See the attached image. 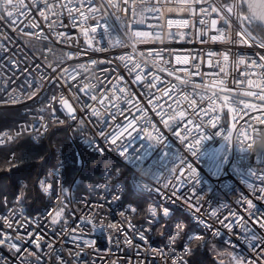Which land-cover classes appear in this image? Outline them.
<instances>
[{
	"label": "built area",
	"instance_id": "built-area-1",
	"mask_svg": "<svg viewBox=\"0 0 264 264\" xmlns=\"http://www.w3.org/2000/svg\"><path fill=\"white\" fill-rule=\"evenodd\" d=\"M49 2L68 3V0ZM105 2L94 0L93 6ZM235 2L218 0L216 6L219 8L220 4ZM24 3L28 5L25 9L28 15H21L15 26L0 21V44L4 46L0 49V109L19 111L14 123L0 131L12 135L13 139L0 146L11 145L24 135L37 143L47 136L52 126L65 125L68 139L76 150L80 170L67 183L66 163H73V160L64 157L59 165L43 174L38 180V188L45 203L35 213L29 212L24 199L25 181H19L12 197L3 196L0 239L11 238L9 242L16 243L21 251L10 249L8 243L0 244L2 264H21L22 259L27 264H173L174 261L176 264H194L190 253L192 241L197 236L201 237L198 239L201 250L209 243L227 247L224 257H215L227 264H234L231 255L243 256L254 264H264V258L257 255V249H250L243 242L245 233L230 215L235 212L248 221L250 227L264 234V229L257 223V220L264 219V200L259 199L264 193L253 190L264 187V181L258 178L264 176V163H258V159L251 160L254 133L258 126L264 125V111L259 107L256 110L244 107V103L261 104L255 97L244 95L246 91L259 90L249 89L247 80L251 78L256 83L261 70L245 65L234 66V55L229 56L226 78L214 66L216 60L222 63L219 54L225 51L240 53L261 62L259 58L264 55V48H260L258 42L264 39L256 35V21L245 26L257 43L249 40L247 44H240L235 42L239 40L236 35L239 24L234 16L231 17V29L226 31L227 39L210 40L212 35L218 34L212 29L206 36L203 35L199 20L204 17L199 8L206 7L204 0L193 5L197 10L195 15L182 10L183 0H135V16L131 11L116 12L107 8L104 10L107 19L98 12L95 16L89 14L83 21L77 13H73L77 17L73 21L68 10L59 7L53 9L58 15L46 13V20L39 15L37 8L32 7V0H24ZM78 3L79 0H72V6H78ZM37 7L43 9L42 4ZM87 7L85 0L83 10ZM238 11L242 15H250L245 6ZM114 12L116 15H112ZM221 14L227 15L226 12ZM117 15L123 18V22L117 20ZM212 18L217 19V27L222 25L215 13ZM169 20H188L189 26L177 28L173 24L169 27ZM33 22L39 27H27ZM85 28L89 30L91 48L85 41ZM92 28L96 31L92 32ZM137 32L147 35L135 37L133 34ZM25 33L47 35L48 40H39ZM57 33L65 35L58 37ZM169 33H182L183 39L179 35L170 37ZM117 40L123 46L117 44ZM209 52L217 54L211 58L213 64L209 63ZM121 56H130L133 63H139L147 79L142 83H132L135 73L129 76L119 60ZM186 59L188 63L183 62ZM169 72L173 74L169 75ZM246 72L255 75L248 77L244 75ZM153 75L160 80L154 82L156 87L149 89L146 85ZM73 76L75 79L71 78ZM177 76L190 83H181ZM26 80L30 83H25ZM219 80L224 81L223 86L229 91L221 92L220 87L213 84V81ZM113 84L118 87L127 85L129 98L144 109L147 118L164 137L163 143L156 146L144 140L143 136L134 138L126 153L129 160L101 135V128L107 134L116 124H124L130 109L129 104L120 101L124 115L113 116L115 109L111 105L107 108L100 105L101 94L107 93L111 98ZM85 85L91 87L82 91ZM193 85L200 87L194 88ZM165 88L169 91L168 96L162 95ZM213 92L217 93L218 108L209 115L219 117L215 127L209 125L208 117L201 116L199 112L209 106L208 99L201 100L200 97H210ZM92 95L97 96V100H92ZM223 95L229 96L226 106L220 98ZM181 96H188L197 102L195 116L187 101L177 109L176 100ZM158 97V104L163 106L165 113H170L171 109L185 112L183 119L177 118L175 131H169L161 122L159 107L153 109L149 104L150 98L156 100ZM234 97H239L241 103H233ZM61 99L71 106V115L75 119L70 118ZM93 108L101 115L94 116ZM131 111L136 116L141 115L134 108ZM189 119L193 125L200 124L201 120L204 123L200 132L193 131L182 142L175 133L184 136L185 127H191L187 123ZM18 132L19 136L16 135ZM229 132L231 138L225 140ZM201 135L206 139L193 156L187 145L193 137L198 139ZM122 139L127 143L132 138L125 135ZM84 152L108 158L112 163L103 166L93 182L84 183L78 189L80 171L85 165ZM177 154L196 169L197 181L187 179V168L182 167L179 161L175 162ZM9 159H16L14 152ZM174 162L178 168L177 175L184 173L182 182L169 171ZM140 171L150 172L151 180L145 183L139 175ZM153 175L157 178L153 179ZM242 198L252 200L255 208L248 210ZM61 207H64L61 221L52 224L49 214H54ZM150 208L156 209L155 215L149 211ZM165 208L168 209L167 216L164 215ZM225 217L229 219L225 221ZM187 220L193 230L185 235ZM221 221L231 222V230ZM110 224L116 225V228H109ZM178 224H182L183 229L177 236ZM217 231L220 236L213 235ZM141 234L144 240L140 239ZM16 236L27 242L16 240ZM173 236H176L175 243L170 244ZM73 237L77 239L74 241ZM189 237H192L191 241ZM125 238L131 244L125 243ZM37 239L39 247L36 246ZM84 241L95 243L89 246ZM260 252L264 254V248ZM177 257L180 259L177 260Z\"/></svg>",
	"mask_w": 264,
	"mask_h": 264
},
{
	"label": "snow or ice",
	"instance_id": "snow-or-ice-1",
	"mask_svg": "<svg viewBox=\"0 0 264 264\" xmlns=\"http://www.w3.org/2000/svg\"><path fill=\"white\" fill-rule=\"evenodd\" d=\"M87 2V9H84V3L85 0H79L78 6H72V0H68V3H50L49 0H32V7L37 8L39 11V15L41 17H44L46 20L48 19V16L46 13H49L51 15H58L56 12L53 11V9L59 7L60 9H67L68 14L70 18L73 19V21L76 20V16L73 15V13H77L79 18L83 21L88 18V15L91 14L92 16H95L96 13H101L102 17L104 19H107V14L104 12L105 9L111 8L115 9L116 12H125V11H131L132 15H136V6H135V0H131V6L128 7L129 5V0H121V2H117V0H106L105 3H101L99 6L94 7V0H86ZM201 3V0H183L184 8L182 9L183 11H187L191 13L192 15L196 14V8L193 7L194 4H199ZM204 3L206 4V7H200L199 12L202 14L204 18L199 20V24L203 26L201 28V32L203 35H207L208 30L212 29L215 30L218 34L217 35H212L209 39L212 41H217V40H225L227 39L226 37V31L231 29V17H235V20L239 24V29L236 32L237 37H239L238 41H235L236 43L240 44H247L249 40L253 41L254 43H257L256 38L252 36L251 32L248 30V28L245 26L250 25L253 21L258 22V26H264V15L257 16L256 13L253 11V4L249 3L248 0H236L235 3L232 4H220V7L218 8L216 4L218 3V0H204ZM38 4L43 5V9H40L37 7ZM245 4H247V7L249 9L250 15H242L239 13V9H241ZM28 8V5L24 3V0H0V21H4L10 25L15 26L17 22L19 21V17L21 15L27 16L28 13L25 11V9ZM234 9L236 11H234ZM158 11V9H157ZM116 12L112 13V15H116ZM222 12H226L227 15H222ZM215 13L219 20H221L223 23L220 27H217V19L212 18V14ZM117 20H120L123 22V18L121 16H116ZM138 23H142L143 21H137ZM54 23V22H53ZM175 24L177 28L179 27H187L189 26V21L188 20H179V21H168V26L172 27V25ZM75 26V24H73ZM29 28H38L39 25L36 23H29L27 25ZM127 28V26L125 25ZM92 32H95L96 29L92 28ZM89 30L88 29H83V34L85 36V41L88 44V46L91 48L92 47V40L89 38L88 35ZM26 35L29 36H35L39 40H48L47 35H43L40 33H25ZM65 34L64 33H57L58 37H63ZM135 37H141V36H146L147 34H143L140 32L134 33L133 34ZM176 35H179L181 39H183L182 33H169L170 37H175ZM7 39H11L10 37H6ZM229 42H232L229 40ZM117 44H120L123 46L122 42L117 40ZM258 46L260 48H264V40H261L258 42ZM3 45L0 44V49H3ZM51 51V49H49ZM159 55V54H157ZM217 54L215 52H209V63L213 64L212 57L216 56ZM220 57L222 58V63L221 60H216L214 63L215 67L219 68L220 73H223L225 78L227 77V67H228V62H229V56L234 55L236 57V60L233 62L234 66L238 67L239 65H245L247 68H254V69H260V73L257 75V82L254 83L251 78L247 80V84L249 86V89H259L258 91H246L244 95L246 96H251L255 97L257 100L261 102L260 105L256 104H249V103H244V107L247 109H252L256 110L258 107L264 111V55L260 56V61L258 62L256 60H252L250 57L246 58L245 56L240 55V53H231L230 51H225L223 53L219 54ZM179 60V57H177ZM119 60L124 64V67L128 70L129 76H132L133 73H135V77L132 80V83H142L147 77L144 74V69L141 67L139 63H133L132 58L130 56H121L119 57ZM184 63H188L187 59L183 61ZM93 64L97 63L96 61H92ZM131 65V66H130ZM78 67L80 68H85L84 65H79ZM198 67V65H197ZM86 70V69H85ZM163 70V69H161ZM186 71V70H185ZM65 72H67V69H65ZM172 72H169V75H172ZM245 76H252L255 75L253 72H246L244 73ZM72 79H75V77H71ZM122 79V78H121ZM177 80H180V77H176ZM160 78L158 76L153 75L151 80L148 82L146 87L149 89L156 87L155 81H159ZM181 83L187 84L190 83V81L187 80H180ZM25 83H30L27 80ZM214 85H217L220 87L221 92H227L229 91L228 89L224 88V81L219 80L213 81ZM91 86L85 85L82 91L90 89ZM172 88H175V85L171 86ZM194 88H199L200 85H193ZM206 87V86H205ZM130 93L128 92L127 85L124 87H118L117 84L112 85V94L111 98L108 97L107 93L101 94L99 103L102 107L107 108L108 105H111L115 109V112L113 113V116L116 115H124V111L120 108L119 102L123 101L124 103H127L130 105V109L128 111V115L125 116V123L124 124H116L107 134L104 133L103 128H101V135L104 137L106 142H110L112 145L115 146L116 150L119 152V154L124 157L126 160H129V156L126 155L128 152L129 146L131 144V141L134 138H141L143 136V139L150 142L151 145L156 146L158 144L163 143L164 137L162 133L159 131V129L156 127L155 124H152L151 120L147 118V114L145 113L144 109L136 102H134V99L129 98ZM151 92L148 93V96L151 97ZM162 95L163 96H168L169 91L167 88L162 90ZM216 96L217 93L213 92L212 96L210 97H204L201 96L200 99H208L209 101V106L207 109H200V115L201 116H207L208 120L207 123L211 125L212 127L216 126V123L219 120L218 116H210L209 113L215 112L218 108V105L216 104ZM226 106L229 103V96L228 95H223L220 97ZM92 100H97V96L92 95L91 96ZM107 100V105L105 104V101ZM159 97L156 98V100L149 99L148 102L153 106V109H156L159 107L160 112L158 113L161 117V122L164 124L166 128L169 129V131H175L174 125H177V118L183 119L185 116L184 111H178L177 109L180 107V104L184 101H187L188 107H191L194 109L193 115H196V101L193 99H190L188 96H181L176 100V105L177 109H171L170 113H165L163 111V106L158 104ZM233 103H241L239 97H234L232 100ZM61 103L64 104L67 109L68 113L71 119H75V116L71 115L72 114V108L70 105H68L66 100L61 99ZM134 108L137 112L141 113L140 116H136L132 113L131 109ZM231 110V109H230ZM92 114L94 116H100L101 113L93 108L92 109ZM167 116L168 118L165 119L164 117ZM259 119V117H258ZM188 125H191V127H185L184 129V136H180L179 132H176L175 134L181 138L182 142L185 141L188 136L192 134L193 131L200 132L202 129V125L204 123L203 120H201L200 124L193 125V121L189 119L187 121ZM151 129V130H149ZM26 130V129H22ZM133 133H135V136H133ZM220 134V133H217ZM17 136L20 135V133H16ZM127 135L128 137H131L132 139L128 140L127 143L123 142V137ZM231 138V132H229L228 136H225V140H230ZM13 139V136L7 133H0V144L6 143V141H11ZM206 139L204 135H201L200 138H195L193 137L192 142L188 143L187 147L188 150L191 152L193 156L196 155L199 146L201 142ZM262 145H264V140H262ZM251 147V145H249ZM243 150V149H241ZM179 161V164L182 167L187 168V173L186 177L189 181H197V172L196 169L192 167L190 163H187L184 158L180 155L177 154L175 158V162ZM12 159H9L8 163H12ZM175 162L173 163V167L170 168V173L174 174L176 176V179L178 181L182 182V177L184 176V173L180 172L178 175V168L175 166ZM255 175V173H253ZM157 176L153 175V179H156ZM262 181H264V176L258 177ZM43 184V182H42ZM168 185H165L167 187ZM249 187H253L251 184L248 185ZM145 188L148 187V185H144ZM254 191H259L261 193H264V187H261L259 189H253ZM44 191L47 192L48 188L45 187ZM23 195V193H21ZM243 202L247 205L248 210H252L255 208V205L253 204L252 200L242 198ZM259 199L264 200V195L260 196ZM237 203H240V201H237ZM222 207H227V205H222ZM150 212L155 215L156 209L155 208H150ZM64 212V207H61L58 211H55L54 214H49L51 216V222L52 224H57L61 221L62 215ZM123 215V213H121ZM164 215H168V209H164ZM212 215L215 216L216 212L213 211ZM230 215L234 217L235 223L239 228L241 229L242 232L245 233L243 237V242L247 244V246L250 249H257V255L261 256V258H264V254L260 252L261 248H264V234L259 233L255 228L250 227L248 221L244 220L243 217L238 216L235 212H231ZM251 215V212H250ZM229 218L225 217V221H227ZM90 222V221H89ZM221 223L224 224L226 228L231 230L232 228V223H224V221H221ZM257 223L260 225V228L264 229V219H259L257 220ZM11 227V224L8 225ZM95 225H93V228L95 229ZM109 228H116V225H108ZM177 236L179 235L180 231L183 229L182 224H178L177 226ZM82 231V230H81ZM214 236H220V232L217 231L213 233ZM11 238L5 237L4 239H0V244H5L8 243V247L10 249H14L16 252H20L21 249L16 243H10ZM16 240H20L22 243L27 242L24 240V238L20 236L15 237ZM77 238L73 237V240L75 241ZM140 239L144 240L145 237L143 234L140 235ZM192 237H189V240L191 241ZM196 239H201V237L197 236ZM176 236H173L169 243L173 244L175 243ZM95 241H84V244L86 245H93ZM125 243L131 244L130 240H127L125 238ZM205 243H207L205 241ZM36 246L39 247V239L36 240ZM187 251V249H186ZM180 258L177 257V260ZM231 260L234 262V264H254L253 261L247 260L243 256L239 255H231ZM3 258H0V264H2ZM21 264H27V261L22 259ZM114 264V262H113ZM173 264H176V261L173 262Z\"/></svg>",
	"mask_w": 264,
	"mask_h": 264
},
{
	"label": "trees",
	"instance_id": "trees-1",
	"mask_svg": "<svg viewBox=\"0 0 264 264\" xmlns=\"http://www.w3.org/2000/svg\"><path fill=\"white\" fill-rule=\"evenodd\" d=\"M256 31L261 33L264 39V29L256 25ZM19 115L18 109H0V131L5 126H11ZM11 152L15 153L16 159L8 163ZM85 165L80 171L78 189L84 183L93 182L101 168L111 160L88 152L83 153ZM64 157H70L73 163H66V181L70 183L79 172L80 166L77 161V153L70 143L65 125L52 126L47 136L40 142H33L26 135L17 138L11 145L0 146V210L3 196L12 197L15 194L19 181H25L24 199L30 213L37 212L45 203L44 197L38 188L39 178L49 169L59 165ZM193 230V226L187 220L184 225L185 235ZM221 244L209 243L201 250L199 240L192 241L190 260L194 264H216L214 258L216 249ZM220 257V256H217Z\"/></svg>",
	"mask_w": 264,
	"mask_h": 264
},
{
	"label": "water",
	"instance_id": "water-1",
	"mask_svg": "<svg viewBox=\"0 0 264 264\" xmlns=\"http://www.w3.org/2000/svg\"><path fill=\"white\" fill-rule=\"evenodd\" d=\"M249 3L253 4V11L257 16L264 15V0H248ZM249 11L247 4L244 5ZM250 13V12H249ZM257 25L258 22L256 21ZM264 29V26H261ZM262 140H264V125L258 126L254 133V145L253 152L251 155V160L255 161L258 159V163H264V145H262ZM216 264H227L224 260L214 258Z\"/></svg>",
	"mask_w": 264,
	"mask_h": 264
},
{
	"label": "rangeland",
	"instance_id": "rangeland-1",
	"mask_svg": "<svg viewBox=\"0 0 264 264\" xmlns=\"http://www.w3.org/2000/svg\"><path fill=\"white\" fill-rule=\"evenodd\" d=\"M256 35L257 36H263L261 33H259L258 31H257V33H256ZM228 251V249H227V247H223V246H221L219 249H216V255L217 256H222V257H224L225 256V253Z\"/></svg>",
	"mask_w": 264,
	"mask_h": 264
},
{
	"label": "clouds",
	"instance_id": "clouds-1",
	"mask_svg": "<svg viewBox=\"0 0 264 264\" xmlns=\"http://www.w3.org/2000/svg\"><path fill=\"white\" fill-rule=\"evenodd\" d=\"M139 175L142 177V179L146 182L151 180V173L147 171H140Z\"/></svg>",
	"mask_w": 264,
	"mask_h": 264
}]
</instances>
